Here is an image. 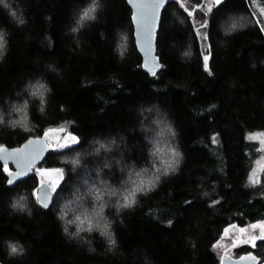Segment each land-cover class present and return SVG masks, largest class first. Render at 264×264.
I'll return each instance as SVG.
<instances>
[{
	"label": "trees",
	"instance_id": "16d2710c",
	"mask_svg": "<svg viewBox=\"0 0 264 264\" xmlns=\"http://www.w3.org/2000/svg\"><path fill=\"white\" fill-rule=\"evenodd\" d=\"M253 1L264 0L211 1V11L204 0L169 1L155 75L141 67L127 0H96L94 18L82 24L93 0L0 4V145L56 126L78 139L13 186L0 162L1 262L220 264L215 245L228 225L264 221V21L254 19ZM38 84L42 97L33 94ZM154 119L169 124L170 150L179 153H170L177 162L166 174L159 147L168 139L152 135ZM39 166L63 171L48 208L33 196ZM155 176L151 190L120 206ZM23 193L29 205L13 207ZM77 216L92 229L86 221L76 234L78 222L68 221ZM10 245L23 252L10 254ZM249 251L264 261V239L239 245L235 256Z\"/></svg>",
	"mask_w": 264,
	"mask_h": 264
},
{
	"label": "snow or ice",
	"instance_id": "6c2138e0",
	"mask_svg": "<svg viewBox=\"0 0 264 264\" xmlns=\"http://www.w3.org/2000/svg\"><path fill=\"white\" fill-rule=\"evenodd\" d=\"M130 3L134 4V7H136L139 11L137 14L134 15V20L137 23L138 26V46L141 48V50L145 53V56L147 58L145 66L148 67L149 63L151 64V71L152 74L155 75V70L160 67L159 63L155 60L154 57H152V41L154 38L156 23L158 20V13L159 9L165 4L166 0H151L149 3H138L136 0H129ZM223 2V0H215V4L219 5ZM4 3V0H0V4ZM96 6V0H93V6L90 7L88 10H86L83 15L81 16L80 23L82 24L84 20L92 17V13L95 11ZM211 11V7L208 9ZM191 15V13H190ZM22 22V21H21ZM205 25H202L204 27ZM231 29H229L230 31ZM73 31H77V29H73ZM264 31V29H262ZM204 39H207L205 36ZM4 47V40H3V34L0 33V52H2ZM121 48V54H123V44L119 45ZM208 61L209 56H204V68L205 70H208ZM46 90L45 86L43 84H38L33 91L34 95H40L43 96V92ZM43 102V101H42ZM47 135V133L45 134ZM67 143L65 144H57V147L64 148L68 147L70 144H76L78 143V139L75 136L66 137ZM215 142V139L213 140ZM103 147V145H101ZM44 151V142L40 140H29L28 143L21 149H15L11 152L7 151L3 146H0V159H3L5 161L7 160H13L17 165L20 167V171L15 173L14 175L9 173L10 179H8V184H13L17 179L20 177L26 175V169H29L32 164L35 163L36 159H38ZM179 153L173 152V157H178ZM177 161L175 159L169 160L166 162V166L164 167V173L166 174L169 169H174V164ZM5 172H9V169L7 165L5 164L4 167ZM159 172L160 170L157 169ZM51 172H55L57 179L51 181V187L49 188V185L45 181H41L40 187L33 192V196H35L37 202L44 208L49 207V203L51 200V194L54 193L57 190V187L59 186L60 180L63 179V171L61 169H54L51 170ZM41 175H50V172H41ZM138 175V174H137ZM159 177L155 176L150 180H141L139 184L132 189L130 193L123 196V204L120 205L121 207H131L135 203V195L138 192H146L151 190L155 186V181L158 180ZM112 195H116L115 192L111 193ZM103 197V193L97 192L95 199L97 201H101ZM23 199V198H21ZM215 203V202H214ZM16 207H22L23 205L20 203V201H17ZM103 212V204L98 206V211L96 212V216L99 217L100 214ZM63 219V217H61ZM87 221L88 223V230L90 231L93 227L91 223V219L87 216L82 220L80 216L76 217V221H68V223H76L78 222L77 226V232L76 234H79V232L82 230L81 226ZM98 226V224L96 225ZM232 227H235L234 225ZM252 229L259 228L261 230L260 236H253L251 238V242L253 243V246H255V241L258 239H264V222H260L257 224L250 225ZM68 229L65 227V232H67ZM227 231V230H226ZM241 232H244L245 229H240ZM103 235L109 236V242L114 244V239L111 238L107 225H105L103 230ZM248 242V241H245ZM10 250L12 254H15L18 252L19 248L16 245H10ZM225 258H222V260ZM253 260H255V257H252Z\"/></svg>",
	"mask_w": 264,
	"mask_h": 264
},
{
	"label": "rangeland",
	"instance_id": "374dc122",
	"mask_svg": "<svg viewBox=\"0 0 264 264\" xmlns=\"http://www.w3.org/2000/svg\"><path fill=\"white\" fill-rule=\"evenodd\" d=\"M211 1H215V0H204V3H205L204 6L206 8L209 7V3ZM252 7L256 13L254 15V19L257 21H260L262 19L264 21V1H253ZM24 113H25L24 108H17L16 113H15L16 114L15 120L23 121L24 120ZM149 125L155 126L153 129V132H152L153 136H156V138H158V139H161V138L162 139H165V138L168 139V141H165L162 143L163 146L159 147V151L161 150L162 151L161 154L164 153V155L169 160L170 159V153L173 154L172 150H170L173 146L171 144L172 143L171 139L173 138V135H172L171 129L169 127V124L166 123L165 120L158 123V120L154 119L151 123H149ZM63 129H65L63 126H56V127H51V128L46 129V133H48L50 136V143L52 146L55 144V140L60 136L61 131ZM148 130H149V126H148ZM70 136H75V135L66 130V132L64 133V135L61 139L60 144L67 143L66 137H70ZM157 142H158V140H157ZM70 145H72V144H70ZM263 151H264V145H263ZM259 163L261 164V166L264 165V157L262 158V160ZM54 169H57V168H51V167H47V166L36 167L37 183H39V181H41V180H45L51 185V181L57 179L55 172H51V170H54ZM45 171L50 172V175H41L40 174L41 172H45ZM35 190H37V188H35L34 191ZM21 198H23V199H21ZM17 201H20V203L23 205L22 208H25L30 203L29 202V195L24 194V193L21 195H18L15 197V200H14L15 205L17 204ZM260 222H264V221L253 222L252 224H257ZM252 224L245 225V226H240L237 224L228 225L225 228L221 238L216 242L215 248H216V251L218 252V254L221 255L223 253H229V254L235 256L236 255L235 249L239 245H241L243 243H249L250 244V243H252L251 238L253 236H257V237L260 236L261 230L259 228L252 229L250 227V225H252ZM233 225L235 227H232ZM240 229H245V231L241 232ZM245 241H248V242H245Z\"/></svg>",
	"mask_w": 264,
	"mask_h": 264
},
{
	"label": "water",
	"instance_id": "95a60500",
	"mask_svg": "<svg viewBox=\"0 0 264 264\" xmlns=\"http://www.w3.org/2000/svg\"><path fill=\"white\" fill-rule=\"evenodd\" d=\"M169 1H177V0H166L165 4L159 9V13H158V20H157V23H156V28H155V33H154V38H153V41H152V52H151V55L152 57L155 58V60L159 63V65L161 66V63H160V60L157 56V53H156V36H157V30H158V27H159V24H160V19H161V12L163 10V8L165 7V5L169 2ZM136 2L138 3H149L151 2V0H136ZM127 3L129 4V6L131 7V20H132V24H133V36H134V41H135V46L141 56V67L146 71L148 72L150 75H153L152 74V71L150 70L151 69V64L149 63L148 67L145 66L146 64V61H147V58L145 56V53L141 50V48L138 46V26H137V23L136 21L134 20V15L138 13V9L136 7H134V4L133 3H130L129 0H127ZM160 68V67H159ZM159 68H157L155 70V73L159 70ZM66 132L65 129H63L61 131V134L60 136L55 140V144L52 146L51 143H50V136L49 134L47 133V135H45L46 133L42 134V135H37V136H31L29 137L28 139H26L25 141H23L20 145L18 146H14V147H9V146H6V145H0V146H3L7 151L11 152L15 149H21L23 148L29 140H40V141H43L44 142V151L42 153V155L36 159L35 163L31 165V167L29 169H26V175L20 177L19 179H17L15 181V183L13 184H8V179H10V175L9 173L11 174H15L17 173L18 171H20V167L17 165V163H15L13 160H3V159H0V162L3 163V164H11L12 165V168L9 169V172H7V185L8 186H13L15 185L16 183H18L19 181L21 180H24L26 179L27 177L31 176L35 171H34V166L39 164L41 162L42 159L45 158L46 154L48 152H51V151H54L56 149H58L59 147H57L56 145L57 144H60L61 142V139L64 135V133ZM42 181V180H41ZM41 181L38 183L37 185V189L40 187L41 185ZM45 181V180H43ZM47 182V181H45ZM48 183V182H47ZM49 185V188L51 187V185L48 183ZM54 196H55V192L51 194V200H50V203L49 205L52 203L53 199H54ZM252 257H255V260L252 259ZM222 258H225L222 260ZM0 264H4L3 262L0 261ZM220 264H264V261H260V258L258 255H256L254 252L252 251H249V252H245V253H242L238 256H233L229 253H223L221 254L220 256Z\"/></svg>",
	"mask_w": 264,
	"mask_h": 264
},
{
	"label": "clouds",
	"instance_id": "9594fccd",
	"mask_svg": "<svg viewBox=\"0 0 264 264\" xmlns=\"http://www.w3.org/2000/svg\"><path fill=\"white\" fill-rule=\"evenodd\" d=\"M13 207H15V205H13ZM18 248H19V250H18V252L15 253V254H20V253L23 252V249H22V248H20V247H18ZM10 254H12V253H11V250H10ZM15 254H13V255H15Z\"/></svg>",
	"mask_w": 264,
	"mask_h": 264
},
{
	"label": "bare ground",
	"instance_id": "6f19581e",
	"mask_svg": "<svg viewBox=\"0 0 264 264\" xmlns=\"http://www.w3.org/2000/svg\"><path fill=\"white\" fill-rule=\"evenodd\" d=\"M40 182V181H39ZM37 188V187H36Z\"/></svg>",
	"mask_w": 264,
	"mask_h": 264
}]
</instances>
